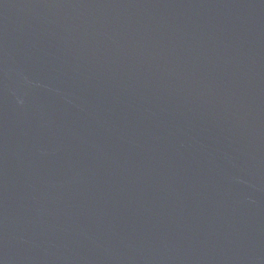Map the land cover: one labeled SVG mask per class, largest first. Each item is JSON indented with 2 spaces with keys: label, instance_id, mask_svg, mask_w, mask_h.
<instances>
[{
  "label": "water",
  "instance_id": "95a60500",
  "mask_svg": "<svg viewBox=\"0 0 264 264\" xmlns=\"http://www.w3.org/2000/svg\"><path fill=\"white\" fill-rule=\"evenodd\" d=\"M0 264H264V0H0Z\"/></svg>",
  "mask_w": 264,
  "mask_h": 264
}]
</instances>
